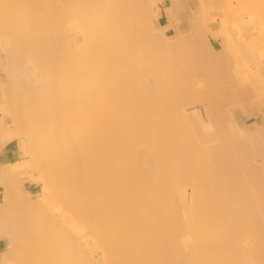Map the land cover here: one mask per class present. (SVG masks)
I'll return each mask as SVG.
<instances>
[{
  "label": "bare ground",
  "instance_id": "obj_1",
  "mask_svg": "<svg viewBox=\"0 0 264 264\" xmlns=\"http://www.w3.org/2000/svg\"><path fill=\"white\" fill-rule=\"evenodd\" d=\"M213 1L0 0L1 264H264L263 38L214 52Z\"/></svg>",
  "mask_w": 264,
  "mask_h": 264
},
{
  "label": "rangeland",
  "instance_id": "obj_2",
  "mask_svg": "<svg viewBox=\"0 0 264 264\" xmlns=\"http://www.w3.org/2000/svg\"><path fill=\"white\" fill-rule=\"evenodd\" d=\"M219 1H221L220 2L221 5L218 6V8H219L218 9L219 10V20H220V26H221L223 35H218L217 36V38H219L218 41H213V31L208 26V25H211V23L213 22V20H212V18H213V9L209 10V14H210L211 18H210L209 22H207V27H208V29H209V31L211 32L212 35L210 33H208L206 35V39H207V42L212 46V48H213L212 50L214 52L221 51L225 46H229L230 48L231 47L233 48L234 43L232 41H230V38H232V37H230V35H229L230 32H232V33H234V35H235L234 37L235 38L238 37L239 39H242V41H245V42L250 41L252 38H256L258 36H262L263 40L261 39V43H259L258 45L261 46V50H259V53H264V33H263L264 29L262 27L263 23L261 21L262 15L264 16V9L263 10H256V12H255V10H253V13H252V10L249 8L248 2H241V1L239 2V0H219ZM227 14H230V17L232 18L231 19L232 21L234 20V22H232V21H231L232 23L230 22L231 24L229 23V21H230L229 18L230 17L227 16ZM258 15L261 18H259ZM226 18H228L229 20L227 19L228 21H226ZM235 18H236V20H235ZM186 20L187 19L183 17L181 20H179V22L182 23V22H185ZM260 23H261V25H260ZM161 27L163 28V26H161ZM177 29H179V28H177ZM253 31H255V32H253ZM262 33H263V35H260ZM156 34L159 36L160 32L157 30ZM170 37L175 38L174 35L170 36ZM230 54H236V53L235 52H230ZM259 74H260L259 81H260L261 85H264V70H262ZM235 120H238V119L235 118ZM241 120L242 119H240L238 121L241 122ZM255 120H256V118L248 119L246 117V121H245L246 125H245V127L241 126V124L238 122V124L235 126V128L237 130L236 131L237 134H240L242 136L252 135L255 132L256 129H259L260 127H262V121L260 119H257V125L259 127H256L255 124H254ZM0 125L3 127L4 123L2 121H0ZM16 143H17V146H18V148H19V150L21 152V155H22L23 159L27 163H29V162L31 163L32 159H33V156H31L30 151H29L30 156H28L29 153L27 151L30 150V149H27V148H29L27 143L26 142L24 143L22 140H20V141L16 140ZM20 145L22 146L23 149L21 148ZM38 172L40 173L39 170L37 171V169H35V170L32 171L31 175H29L28 177H31L37 183L39 178H40V176H41V174H39ZM37 184L39 185V189L37 190L35 195L43 192V186H42L43 184H40V183H37ZM22 189H24V187L21 188V192H22L24 198H27L28 200H31V201H35L37 199L36 196L35 197L34 196H26V194H25L26 191H24ZM46 197H48L47 193H46ZM45 202H47V201L45 200L44 203ZM46 205H47V203H46ZM11 215L12 216L13 215H17L18 216L19 212L17 214V212L14 211ZM13 217L14 218H12L11 221L13 220V223H14V220H15L16 216H13ZM18 218H19L18 219L19 221H16L14 223L16 225H18L21 222L20 217H18Z\"/></svg>",
  "mask_w": 264,
  "mask_h": 264
},
{
  "label": "crops",
  "instance_id": "obj_3",
  "mask_svg": "<svg viewBox=\"0 0 264 264\" xmlns=\"http://www.w3.org/2000/svg\"><path fill=\"white\" fill-rule=\"evenodd\" d=\"M214 1H216V0H214ZM214 1H213V4H214ZM188 2L191 5L192 9L194 11H196L197 7H196V4L193 2V0H188ZM169 6H170L169 1L165 5L161 6L163 12H162V15H161V18H160V25L163 26V27L172 24V19H170L169 16L167 15V13H166V9ZM213 7H214L213 8V18H212L213 22L211 23V25H208V26L213 31V41H218L219 38H217V36L218 35H223V32H222V29H221V26H220L219 10H218L219 8L215 7V5H213ZM198 13H199L198 17L202 18L204 11L199 10ZM210 18H211V16H210ZM174 26H175V29L176 28L183 29V28L186 27V24L185 23H180L178 20H174ZM167 33H168L169 36H173L174 29L173 28L170 29ZM254 124H255L256 127H259L257 125V119L254 121ZM23 160L24 159H23V157L21 155V152H20V150H19V148L17 146L16 141H12L10 143H7L6 145H4L0 149V168H2V167L6 168L7 166H9L11 164L13 165V164H16L17 162L18 163L22 162ZM22 185L24 187V190L27 193H29V195H35L37 190L39 189V185L37 183H35V181L31 177H26V178L24 177L22 179ZM4 191H5L4 185L2 184V181L0 180V203L3 202ZM8 245H9V240H8V238L4 237L3 232L0 229V264H1V259H2L3 253L7 249Z\"/></svg>",
  "mask_w": 264,
  "mask_h": 264
}]
</instances>
